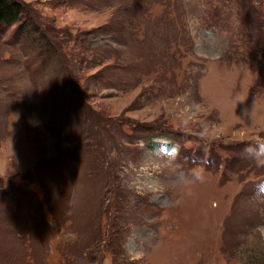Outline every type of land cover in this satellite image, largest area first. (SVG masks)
Listing matches in <instances>:
<instances>
[{
    "label": "rangeland",
    "instance_id": "obj_1",
    "mask_svg": "<svg viewBox=\"0 0 264 264\" xmlns=\"http://www.w3.org/2000/svg\"><path fill=\"white\" fill-rule=\"evenodd\" d=\"M0 264H264V0H9Z\"/></svg>",
    "mask_w": 264,
    "mask_h": 264
},
{
    "label": "trees",
    "instance_id": "obj_2",
    "mask_svg": "<svg viewBox=\"0 0 264 264\" xmlns=\"http://www.w3.org/2000/svg\"><path fill=\"white\" fill-rule=\"evenodd\" d=\"M19 11V3H12L9 0H0V23L14 21Z\"/></svg>",
    "mask_w": 264,
    "mask_h": 264
},
{
    "label": "clouds",
    "instance_id": "obj_3",
    "mask_svg": "<svg viewBox=\"0 0 264 264\" xmlns=\"http://www.w3.org/2000/svg\"><path fill=\"white\" fill-rule=\"evenodd\" d=\"M257 140L264 139V137H257ZM257 152L260 154L261 157H264V144H259L257 147Z\"/></svg>",
    "mask_w": 264,
    "mask_h": 264
}]
</instances>
